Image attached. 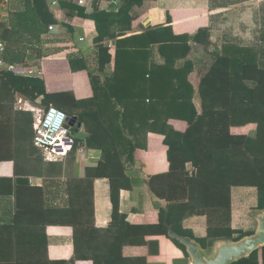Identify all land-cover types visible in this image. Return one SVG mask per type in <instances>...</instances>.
<instances>
[{"label": "crops", "instance_id": "crops-1", "mask_svg": "<svg viewBox=\"0 0 264 264\" xmlns=\"http://www.w3.org/2000/svg\"><path fill=\"white\" fill-rule=\"evenodd\" d=\"M47 1L57 19L54 24L56 31L43 42L41 59L36 58L35 51L30 52L29 62L35 54L36 65H13L12 71L17 75L42 78L50 94L73 92L77 100H95L98 116L94 115L92 122H97L101 130L113 134L124 168L122 170L107 163L103 150L88 147L89 133L82 119L81 127H75L81 141L79 148L56 161H42L40 153L36 156L33 147L27 149L22 137L7 139L5 143L8 142L6 146L9 152L4 153L5 160L0 162L1 255L7 262L10 256L16 259L15 251L9 250L15 244H47L51 261L71 262L74 259V230L71 226L58 224L57 215L61 216L62 210L68 207V181L86 178L89 168H98L94 187L96 228L107 230L112 227L117 234L121 229L131 231L133 226L144 228L158 225L161 212L167 210L168 202L153 192L150 182L152 177L170 170L169 148L164 143L161 125L167 122L178 132H185L188 128L186 121L169 117V112L156 110L150 103L155 95L154 87L164 86L166 81L155 76V68L166 64V58L159 50L163 37L158 33V28L171 27L169 35L172 37H191L200 29H212L211 41L215 46L205 49L201 44L190 42L192 50L188 58L177 60L175 66L177 71L193 66L188 80L195 89L193 102L200 109L198 87L212 62L211 52L216 46L222 50L224 43L230 41L227 34L233 36V27L238 33L236 36L249 43V28L258 21L249 8L255 0H148L142 7L134 9V17L140 18L134 22L133 29L117 39H107L103 43L105 48L100 49L95 43L98 32L94 21L82 18L77 9L71 10V7H79L90 14L95 9L117 11L121 3L116 5L115 0H88L86 6H80L78 0H58L59 6L52 7L54 0ZM147 32L148 35H145ZM115 33L118 35V31L115 30ZM136 37H140V41H134ZM118 51L122 53V77L113 84L116 87L109 96L102 85L115 73L119 63ZM71 60L76 65L84 62L87 69L73 72ZM8 66L4 68L8 69ZM0 105L14 107L17 112L33 119L34 123L32 109L41 108L19 94L6 91L0 92ZM245 127L249 129L245 134L235 133V130L244 127L232 128L231 131L235 135H252L251 132L257 128L254 124ZM12 129L6 133L17 136L23 132L22 128ZM81 132L84 137L78 136ZM34 135L35 131L31 130V137ZM73 138L75 140L74 135ZM189 169L192 166L189 165ZM114 173L126 178V186L120 192L119 215L127 217L123 226L120 216L113 217L110 177H114ZM256 195L255 188H233L235 228L257 230L258 218L264 211L257 213L255 210ZM17 213L18 222H15ZM183 227L192 230L197 237H206L207 218L202 215L188 217ZM133 240L123 250L124 259H146L148 264H192L189 254L187 257L165 236ZM219 242L206 251L211 253ZM76 264L93 262L79 260Z\"/></svg>", "mask_w": 264, "mask_h": 264}, {"label": "trees", "instance_id": "trees-1", "mask_svg": "<svg viewBox=\"0 0 264 264\" xmlns=\"http://www.w3.org/2000/svg\"><path fill=\"white\" fill-rule=\"evenodd\" d=\"M9 1L8 17L0 27V38L6 45L3 59L7 65L27 67L30 52L35 51L38 59L43 57L41 47L51 35L49 26L56 24L57 19L47 0H20L16 4L20 8H14L15 2L11 5L12 0ZM121 1L117 11L95 9L86 14L84 9L71 7V10L77 9L82 18L94 21L98 32L95 43L100 49L105 48L103 43L107 39H117L133 29L134 22L140 18L134 17V9L142 7L148 0ZM253 8L250 11L255 15ZM255 19L258 21L249 28V43L236 36L238 33L233 27V36L227 34L230 41L224 43L222 50L216 46L211 52L212 62L198 87L200 109L193 102L195 89L188 80L193 66L178 71L175 66L177 60L188 58L192 50L190 42L201 44L205 49L215 46L211 41L212 29H200L191 37H172L169 35L171 27L158 28V33L163 37L159 50L165 56L166 64L155 68V76L166 81L164 86L154 87L155 95L150 103L156 110L169 112V117L188 123L185 132L175 131L167 122L161 125L164 143L169 148L170 170L152 177L150 182L153 192L168 202L167 210L161 212L158 225L144 228L133 226L131 231L121 229L117 234L112 227L107 230L96 228L94 187L98 168H89L86 178L68 181V207L62 210L61 216L57 215L58 224L71 226L74 230V259L71 262L51 261L47 244H15L9 250L15 251L16 259L10 256L7 262L1 255L0 236V264H76L79 260H90L93 264H148L146 259L127 260L123 256L125 246L133 239L146 236H165L188 257L186 247L169 237L165 225L167 215L169 223L176 225L179 234L197 240L205 249H211L219 241H240L253 235L254 228L246 230L233 226L232 190L236 187L255 188V210L257 213L264 211V10L259 12V19L257 15ZM134 41H140V37ZM121 57L122 53L118 51L119 63L115 73L102 85L109 96L116 87L113 84L122 77ZM70 63L73 72L87 69L84 62L76 65L71 60ZM0 84L5 88L2 90L1 87L0 92L19 94L44 109L53 105L69 117L82 119L89 133L88 147L103 150L105 161L123 170L113 134L101 130L97 122H92V117L98 116L95 100H77L73 92L50 94L42 78L17 75L4 67H0ZM251 124L257 126L252 135H235L231 131L232 128ZM10 128H22L23 132L17 136L7 134ZM31 130H34L33 119L17 112L14 107L0 105V162L5 160L4 153L9 152L6 146L8 142L6 144L5 141L13 137H22L27 149L33 147L37 152L35 155L40 153L41 160L47 162L42 151L35 146ZM73 130L74 145L67 156L75 153L81 144L75 128ZM189 165L192 169H189ZM113 176L110 182L113 217L116 218L120 216V192L126 186V178L116 173ZM199 215L207 218L206 237H197L192 230L183 227L186 218ZM18 217L17 213L15 222H18ZM120 217L123 226L127 217ZM235 264H264V248Z\"/></svg>", "mask_w": 264, "mask_h": 264}, {"label": "built area", "instance_id": "built-area-1", "mask_svg": "<svg viewBox=\"0 0 264 264\" xmlns=\"http://www.w3.org/2000/svg\"><path fill=\"white\" fill-rule=\"evenodd\" d=\"M9 0H0V27L3 21L7 19L9 14ZM88 0H78L80 6H86ZM121 0H115V4L119 5ZM52 7L59 6V1L51 2ZM51 33L56 31L55 25L49 26ZM6 45L0 39V67H7L3 55ZM8 69L12 71L13 65H9ZM34 113V144L43 153L45 160L56 161L59 158L67 157L72 151L74 145L73 128L68 127L69 116L66 112L51 105L47 109H32Z\"/></svg>", "mask_w": 264, "mask_h": 264}, {"label": "water", "instance_id": "water-1", "mask_svg": "<svg viewBox=\"0 0 264 264\" xmlns=\"http://www.w3.org/2000/svg\"><path fill=\"white\" fill-rule=\"evenodd\" d=\"M81 122L78 117H69L68 127L80 128ZM165 225L169 230V237L186 247L192 264H235L264 248V212L258 218V228L253 235L240 241H220L211 253H208L197 240L179 234L176 226L169 223L168 216L165 218Z\"/></svg>", "mask_w": 264, "mask_h": 264}, {"label": "rangeland", "instance_id": "rangeland-1", "mask_svg": "<svg viewBox=\"0 0 264 264\" xmlns=\"http://www.w3.org/2000/svg\"><path fill=\"white\" fill-rule=\"evenodd\" d=\"M13 2H15V4H13L14 8H20V7L16 6V4L20 3V0H12L11 1V5H12ZM249 7L250 8L254 7L253 8V12L255 13V16L257 15V18L259 19V12H262L264 10V0H255V1H253L252 4L249 5ZM35 54H36V52H35ZM35 54L32 55V57H31L30 65H36ZM37 64H38V62H37ZM27 72H29V70ZM40 107H42V106L40 105ZM248 130L249 129H247V127H244V129H242V130H235V133L236 134H245ZM78 136L79 137H84L82 132L79 133ZM256 199H257V195H256Z\"/></svg>", "mask_w": 264, "mask_h": 264}]
</instances>
